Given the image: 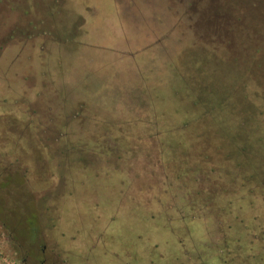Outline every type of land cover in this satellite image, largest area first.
Instances as JSON below:
<instances>
[{
    "label": "rangeland",
    "instance_id": "374dc122",
    "mask_svg": "<svg viewBox=\"0 0 264 264\" xmlns=\"http://www.w3.org/2000/svg\"><path fill=\"white\" fill-rule=\"evenodd\" d=\"M0 264H264V0H0Z\"/></svg>",
    "mask_w": 264,
    "mask_h": 264
},
{
    "label": "trees",
    "instance_id": "16d2710c",
    "mask_svg": "<svg viewBox=\"0 0 264 264\" xmlns=\"http://www.w3.org/2000/svg\"><path fill=\"white\" fill-rule=\"evenodd\" d=\"M257 50V49H256ZM257 53V52H256ZM190 82V81H189ZM189 82H188V86H189ZM178 85V84H177ZM185 88H187L186 87V83H185ZM177 92V91H176ZM177 95H179V93L177 92ZM180 96V95H179ZM183 97V96H182ZM185 97H187V99L189 98L188 96H185ZM188 100H190L191 102H193V104L195 105V107L196 108H200V106L201 105H204V100H202V99H199V98H189ZM215 101L217 100L218 101V99H214ZM195 108V109H196ZM221 109L220 108V106L219 105H217L216 104V106L214 107V109L213 110H215V109ZM195 109H193L194 111H195ZM197 112V111H196ZM190 112H188V114H189ZM155 114V113H154ZM187 114V115H188ZM198 114V115H197ZM197 114H195V116H194V118L192 119V122H195L196 124H204V123H206L207 122V120H206V112H202V113H200V112H198ZM156 115V114H155ZM157 117V116H156ZM159 118H161V117H159ZM189 122H191V118H189V119H187ZM157 123H158V125H162V122L161 121H159L158 122V120H157V122L155 123V126L157 127ZM212 123H213V125H214V127H215V130L214 131H216V133H217V127L222 123V120L221 119H218V120H216V119H214L213 121H212ZM181 124V126L183 127V128H185L186 126H188V124L186 123V122H183L182 121V123H180ZM198 135H200L199 133H191V136L192 137H197ZM161 145V144H160ZM109 147L110 148H108V151H110V152H116L117 151V149L118 148H116L117 146L115 145V141H113V142H111L110 144H109ZM115 147V148H114ZM160 147V146H159ZM115 149V150H114ZM119 151H120V149H118V152L117 153H119ZM159 151H161V147L159 148ZM163 151V150H162ZM199 159L200 160H204V161H206V157L204 158V157H202V155H200L199 156ZM207 162V161H206ZM205 162V163H206ZM207 164H208V162L205 164L206 166H207ZM167 169H169L170 168V170H173V175H175L174 176V180H175V182L176 183H178V184H180V185H178V186H180L181 187V185L182 184H185V182H183V176H184V174L185 175H187V180H190V179H192V178H196L197 177V175L199 174V172H202V170H198V171H193L192 169H191V167L190 166H188V167H186L187 168V172L185 171V173H182V175H181V173H178L177 171H176V169H174L175 167H174V165H172L171 163L166 167ZM206 170V169H205ZM19 172V171H18ZM15 176V183H16V177L18 178V176H20L19 178H18V180H17V184L16 185H19V184H21L22 183V177H24L23 175H22V173H17L16 172V174L14 175ZM177 179H176V178ZM181 179V180H180ZM6 182H7V185L6 186H4V187H9V184H11V182H12V178H9V179H7L6 180ZM13 183V182H12Z\"/></svg>",
    "mask_w": 264,
    "mask_h": 264
}]
</instances>
